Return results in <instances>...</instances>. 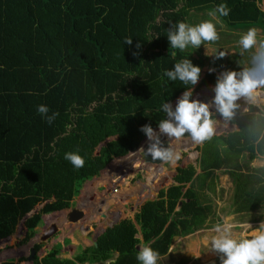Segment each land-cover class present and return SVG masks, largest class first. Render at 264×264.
I'll return each mask as SVG.
<instances>
[{
  "label": "trees",
  "instance_id": "obj_1",
  "mask_svg": "<svg viewBox=\"0 0 264 264\" xmlns=\"http://www.w3.org/2000/svg\"><path fill=\"white\" fill-rule=\"evenodd\" d=\"M258 2L0 0V240L11 235L22 217L50 197L44 208L24 222L25 233L19 244L27 242L40 224L41 215L68 208L72 194L112 157H122L138 146L145 137L140 131L142 126L154 129L166 119L161 105L192 85L170 81L163 73L184 59L202 67L200 60L188 53L170 49L167 35L171 28L179 22L189 24L191 12L213 13L224 4L229 15H214L226 27L255 24L264 30V12L257 7ZM126 39H132V44H126ZM216 80L214 74H205L198 85L215 84ZM258 92L255 102L238 100L250 114L264 108V92ZM39 105L47 106V116L58 113L51 123L38 113ZM235 112L230 123L246 127V136L252 137L243 146L232 148L224 141L221 150L212 149L209 157H202L198 163L200 175L194 176L192 166L178 169L173 178L176 185L159 191L156 201L144 202L134 215L135 225L123 220L107 229L87 255L55 261V249L40 263L34 259L33 264L103 262L126 241L128 248L112 264H140L134 249L136 233L141 245L150 246L158 254L165 253L172 237L189 233L210 215L209 203L198 201L193 186L202 189L204 180L217 169L236 179L232 169L236 168L241 150L249 159L254 152L264 156V130L254 140L256 130L264 127V117L247 124V117H238ZM218 127L226 130L230 126L221 121ZM109 137L99 153L92 156L96 145ZM186 144L187 150L195 146L193 141L183 139L176 143L180 158L175 164L181 163ZM65 153L79 154L84 166L75 168L65 159ZM190 154L192 158L194 153ZM156 167L149 166L147 170L158 171ZM147 176L157 178L158 174L148 172ZM125 177L119 175L115 183ZM106 184L101 179L95 187L107 188ZM234 185L235 190H241L237 180ZM88 188L95 190L94 186ZM140 188L135 185L119 195L134 199ZM117 198H113L114 203ZM177 201L179 208L174 211ZM85 207L89 210L88 204ZM102 208L108 206L100 203L99 210ZM90 214L93 215L91 211Z\"/></svg>",
  "mask_w": 264,
  "mask_h": 264
},
{
  "label": "rangeland",
  "instance_id": "obj_2",
  "mask_svg": "<svg viewBox=\"0 0 264 264\" xmlns=\"http://www.w3.org/2000/svg\"><path fill=\"white\" fill-rule=\"evenodd\" d=\"M257 7L259 10L264 12V0H259ZM188 19L190 20L188 24L190 26L198 25L204 21L212 22L215 25L219 36V39L215 42L202 43L199 49L189 45L184 50H180L184 53H188L192 58L200 60L202 63L200 79L204 78L205 74H210V68L215 69V71L211 74H214L217 78L221 75V73L226 71L241 72L252 67V57L259 48V42L264 40V30H262L258 25L254 24L251 26L247 25L244 27L228 28L219 21L220 19L217 15H210L209 11L191 12L188 15ZM250 28H255L257 30V45L251 50L242 51L238 41L240 37ZM221 52L225 53L224 57L217 59ZM215 84L203 87L195 85L192 99H197L201 102L210 104L213 100L212 97L214 96L213 89ZM192 87L193 86L189 87L185 91L191 89ZM257 91L264 92V87L258 88ZM202 96H204L205 99L207 98V100L204 101V98L202 100ZM180 97L181 96H177L175 99L173 98L170 102H168L172 105L173 110H175L177 100ZM236 104V115H240L241 117L245 115L247 117V124H252L264 116L263 107L261 111H256L253 112V114H250L246 111V109L241 108V103L236 101ZM210 108H212V106ZM147 112L150 111L146 110V113ZM210 112L215 122L213 125L214 131L212 138L201 144H197L195 147L192 146L189 150H185L184 154L181 155L182 158L180 164L163 163L162 165L165 166L166 170L171 172L170 174L166 173L169 175L166 179L163 180L162 178L159 181V187L155 186L153 189L149 186L148 188H140V190L142 189L145 191L143 195L147 193L151 195L150 199H145L144 201L136 204V200L131 198L126 200L122 195H119L120 192L127 193L128 190L135 185H145L147 173L148 171L150 172V170H147L149 166L145 167L143 170L140 168L134 170L133 172L129 171V173H127V177L121 178V181L118 184H115V188L110 185V183L114 182L116 177H113L111 179L112 181H110L107 176H104V173L101 175V172L105 170L101 169L97 175L91 177L88 181H85L81 185V188L77 189V191L72 194L69 202L70 206L62 210V215L64 216L66 211L69 209H77V207H79L78 203L82 200L84 185L88 183L85 188L88 186H94L95 190L91 191L88 189L87 193H94V200L92 203L85 204H88L89 210L86 209V211H82L83 216L77 221V223L66 222L63 220V216L55 217L58 213L50 215L51 218L49 219L50 221L48 225L50 223H55L57 232L46 242L40 243V236L48 227V225H43L42 217L40 216V224L34 229L32 237L24 244H19V239H22L25 233L23 225L24 222L33 214L38 213L40 209L45 207V204H48L51 201L50 197L47 198L45 201L37 204L28 216H24L18 221L11 235L0 240V264L7 261H11L13 264H31L29 261H24V257L29 255V248H33L34 246L38 247L34 252L38 263L47 257V254L50 251L55 249L58 250L57 254L54 256L55 261H69L72 260L73 257L82 254L87 255L89 249L92 247V244L88 241V239L94 236V234L97 233L102 226H104L105 229L103 228L100 231L101 234L123 220L135 225L134 215L139 211V208L144 202L155 199L157 197V192L159 193L161 190L165 191L167 187L176 185V183L172 181L174 176L177 174V171L172 170L173 167L180 166L181 169H184L187 166H192L195 171L194 176L198 174L200 175L201 171L199 170L198 163L202 157H209L208 152L212 149L217 148L218 150H221L223 148L224 141L227 145H229V147L239 148V144L241 142L245 143L246 140H248L246 139L248 136H246L247 134L244 132L246 127L241 126L239 123H230V121L225 120L222 116H220V114L216 112V109H211ZM157 120H161V118H158ZM221 121H228L230 123V127L226 130L218 127V123ZM155 128L157 129L158 126ZM258 135H256L254 140L258 139ZM185 136H187V134ZM108 140L109 139H105L98 143L93 149L92 156H96L101 148L106 145ZM172 142L173 144H176L179 140L173 139ZM234 142H237L236 146ZM188 152H193L194 156L192 158L191 156L186 158ZM238 154L239 156L236 159V168L232 169V172H235L236 174V179L231 178L227 175V172H224V170L217 169L212 170V176L204 180V186L202 189H199L200 187L197 189V185L193 186L196 191L198 201L203 204L209 203L210 215L208 219H206L199 226L192 228L189 233L172 237L165 253L158 255L157 264H204L209 260H212L214 264H220L218 254L211 252L209 240L206 239V237L214 235L211 230L217 223H222L226 217H231L232 222L235 225L233 229L234 238L239 239L249 236L253 230L258 228L259 225L264 222V156L254 154V156L249 159L247 152L244 150H241ZM110 162H108V164ZM108 164L106 166H108ZM162 165L153 166H157L156 168L159 172V169L163 168ZM111 169L112 168L107 169L106 174ZM160 176H162V174L158 173L157 178H160ZM101 179L107 182V188L101 186L95 187V183L97 181H101ZM235 180L238 181L241 190H235ZM188 186L189 183L185 184L184 189L188 188ZM80 189H82L81 193ZM113 195L118 196L119 200H116L120 201L119 204H116V202L114 203V199L112 198L114 197ZM101 202L102 205L103 203L107 205L111 211L115 210V213L120 212V220L114 222V220L109 216V210L106 212V220L100 219V215L96 216L95 219H92V216L89 215L90 211L93 212L96 210L98 208L97 206ZM178 202L179 201L175 204L176 206L174 211L179 208ZM82 203L83 202L80 204ZM104 209H102L103 211H101V213L105 211ZM56 218L60 219V222H57ZM93 221L95 222L94 224ZM112 221L113 223L110 225L109 223ZM81 228L83 231L86 229L84 234L80 232ZM134 237L138 240V242L134 245V249L139 252L140 248L144 245H141L138 233H136ZM128 245L129 243L127 241L123 242L119 249H117V251L111 255L110 259L106 261L89 262L86 260L82 264H112L115 260L119 259V255H121L124 250L128 248ZM69 248L71 249L70 252H68ZM18 259H23V261L18 262Z\"/></svg>",
  "mask_w": 264,
  "mask_h": 264
},
{
  "label": "clouds",
  "instance_id": "obj_3",
  "mask_svg": "<svg viewBox=\"0 0 264 264\" xmlns=\"http://www.w3.org/2000/svg\"><path fill=\"white\" fill-rule=\"evenodd\" d=\"M229 11L224 4L219 5L215 10L221 16H228ZM215 12L210 13V15H214ZM167 39L171 50H184L189 45L199 49L202 43L215 42L219 39V36L215 25L210 21H204L195 26L179 22L168 31ZM125 43L131 45L132 39H126ZM238 43L242 51H248L256 47L257 30L250 28L240 37ZM175 54V51H172V55L175 56ZM224 55L225 53L221 52L217 59L223 58ZM214 71V68L209 69L210 74ZM163 75L170 81L179 80L184 85L191 84L193 87L177 95L181 97L177 100L175 110H173L172 105L168 102L161 105L160 110L166 114V119L159 121L158 131L154 130L156 128L153 129L152 126L147 124L140 128V131L145 134L149 142L146 150L144 147L138 149L140 143L145 139L144 137L134 149H138L137 152L133 153L134 150H132L122 157L133 153L138 154L141 158L150 156L153 160L162 161L167 164H175L180 158L179 154L171 146L164 147L161 137H166L171 142L173 139L180 140L181 138H185L187 134L195 144H201L210 140L213 135V125L215 123L210 112L211 106H214L216 112L225 120L229 121L233 117L234 110L237 107L236 101L245 98L248 101L255 102L256 98L260 95L257 89L264 87V40L259 42V48L252 57L251 68L241 72L226 71L217 77L213 89L214 98L211 105L192 99L194 86L198 85L201 76V68L194 66L190 59L177 62L173 70H166ZM37 111L47 119L48 123H51L58 115V113H53L52 116H47L49 109L45 105H39ZM106 139H110V137ZM183 154L184 151H182ZM122 157H112V159ZM65 159L75 168H82L85 163L84 159L77 153H65ZM107 164L108 162L102 169H105ZM178 169H181L180 166L175 167L173 170L177 171ZM114 177L117 180L119 174ZM92 195L93 198L90 201ZM156 196L155 199L150 201H156L158 199V192ZM93 200L94 194L90 192L79 207L82 208V205L92 203ZM69 210L66 212H69ZM59 212H62V210L45 215H52ZM234 227L232 218L226 217L222 223H217L213 227L211 231L214 235L206 237L209 240L211 252L218 254L220 264H264V222L253 230L249 236L239 239L234 238ZM158 255L150 246H143L140 248L136 258L140 264H157Z\"/></svg>",
  "mask_w": 264,
  "mask_h": 264
},
{
  "label": "crops",
  "instance_id": "obj_4",
  "mask_svg": "<svg viewBox=\"0 0 264 264\" xmlns=\"http://www.w3.org/2000/svg\"><path fill=\"white\" fill-rule=\"evenodd\" d=\"M262 11V10H261ZM262 13H263V11H262ZM264 14V13H263ZM214 98V96L212 97V99ZM197 100V99H196ZM238 102V101H237ZM210 105H211V103H210ZM213 110V106H212V108H210V110ZM236 116H240V115H236ZM245 116V115H244ZM241 117V116H240ZM264 117V116H263ZM262 118V117H261ZM259 120V119H258ZM257 120V121H258ZM255 121V120H254ZM256 121V122H257ZM256 122H254V123H256ZM227 123H228V125L230 126V123L227 121ZM254 123H252V124H254ZM158 129V128H157ZM156 130V129H155ZM263 130H264V127H262V128H259L258 130H256V135H258L259 137H260V135L262 134V132H263ZM258 137V138H259ZM181 139H183V140H186V142H190L191 141V139L190 138H181ZM246 139H252V137L251 136H249L248 135V137L246 138ZM255 139V138H254ZM248 140H246V141H248ZM236 143L237 142H235V146H236ZM244 145V142H241L240 144H239V147H241V146H243ZM253 145H255V143L253 144ZM195 146H197V144H195ZM194 146V147H195ZM187 144H186V146L183 148L184 150H187ZM177 150V149H176ZM175 150V151H176ZM185 152V151H184ZM254 154H256V155H259V154H257L256 152H254ZM191 156V154H190V152L187 154V157H190ZM261 156V155H260ZM260 156H258V157H260ZM186 157V158H187ZM125 163V160H123V158H115V159H113L110 163H109V165L108 166H106V168H105V170H103L102 172H101V175L104 173V176H107L108 177V179H110V181H112L111 179H112V177H114V176H117L118 174H116V173H114L113 172V169L114 168H116V167H118V166H120V165H123ZM164 163V162H163ZM162 163V164H163ZM161 164V165H162ZM161 165H158V166H161ZM148 166H153V165H143V167H138L137 169H140V168H142V170L143 169H145V167H148ZM163 166V168H161V169H159V173L160 174H162V176H160V178H153V177H151V178H148V176L146 177V183H145V185H136V186H140L141 188L142 187H147L148 188V186L150 187V188H155V186L156 187H159L158 185H159V181L163 178H167L169 175L168 174H166V173H169L170 174V172L171 171H167L166 170V168H165V166L164 165H162ZM109 168H112L109 172H107V174H106V171H107V169H109ZM175 167H173V169H174ZM172 169V170H173ZM110 172H113L112 173V175L110 176L109 175V173ZM119 175H121V174H119ZM125 175H127V174H125ZM94 180V179H93ZM168 181V180H167ZM98 182V181H97ZM166 182V181H165ZM87 184L88 183H86L85 185H84V193H83V195H82V200H81V202H83V199H85L86 197H87V193H88V189H86L85 187L87 186ZM115 181L114 182H111L110 183V185H112L114 188H115ZM82 188V189H83ZM82 189H80V193L82 192ZM142 190V189H141ZM140 190V191H141ZM94 194V193H93ZM114 197H112V198H116V195H113ZM151 198V195L149 194V193H147V194H145V195H143V194H141V193H139L133 200H136L135 201V203L136 204H138L139 202H141V201H144L145 199H150ZM118 200H119V198H117ZM126 200L128 199V198H125ZM132 199V198H131ZM118 200H116V201H118ZM81 202H79L78 204H79V206L81 205L80 203ZM119 202L120 201H118V203H116V204H119ZM102 203V202H101ZM115 204V205H116ZM83 207H82V209H81V211H80V213H81V215H83V213H82V211H86V205H82ZM99 207H100V204H99ZM99 207L96 209V210H94V212H92L93 213V215H92V219H95L96 218V216H99L100 214H101V211H103L102 209H104V208H102L101 210H99ZM115 209V208H114ZM88 210V209H87ZM108 210H109V207H108ZM62 213L63 212H60V213H58L57 214V216H55V217H62L63 215H62ZM55 215V214H54ZM91 215V214H90ZM109 216L111 217V219H113L114 220V222H117L118 220H120L119 219V217L121 216V213L120 212H117V213H115V210H112V211H110L109 210ZM68 217H69V212H66L65 213V215L63 216V220H65L66 222H68ZM51 217H50V215H43L42 216V222H43V225L45 226V225H48V223H49V219H50ZM56 220H57V222H60V219H58V218H56ZM106 220V219H105ZM94 221H96V220H94ZM93 221V224L95 223ZM113 222V221H112ZM51 224H55V223H50L49 225H48V227L51 225ZM57 224H60V223H57ZM105 224H106V222H105ZM56 225V224H55ZM96 226V225H95ZM84 231H86V229H84ZM81 233L83 232V229L81 228V231H80Z\"/></svg>",
  "mask_w": 264,
  "mask_h": 264
},
{
  "label": "water",
  "instance_id": "obj_5",
  "mask_svg": "<svg viewBox=\"0 0 264 264\" xmlns=\"http://www.w3.org/2000/svg\"><path fill=\"white\" fill-rule=\"evenodd\" d=\"M161 139L163 140V144L164 147H168L171 142H169L168 138L166 137H161ZM148 146L144 147L145 150L147 149ZM137 150V149H136ZM136 150H134V152H136ZM130 153V152H129ZM96 155V154H95ZM140 161H142L143 163H148V164H155V163H161V161L158 160H153L150 156L149 157H140ZM144 190H142L141 194H144ZM90 201H92V199H90ZM81 207H77V209H72L69 210V220L68 222L70 223H76L78 220L81 219L82 215L80 213L81 211ZM105 211L103 213L100 214L99 218L100 219H106V212L108 211V208L104 209ZM34 212V211H33ZM113 222L109 223L110 225ZM104 228V226H102L100 228V230L94 234V236L90 237L88 240L90 241V243L92 244L93 248H96V241L98 240V238L100 237L101 234V230ZM105 229V228H104ZM24 232V231H23ZM57 232V228L55 224H51L49 227L46 228V230H44V232L41 234L40 236V243L46 242L48 239H50L55 233ZM85 232L83 231L82 234H84ZM33 256H34V250L32 248H29V255L27 257V261H29L30 263L33 261ZM204 264H213L212 260L207 261Z\"/></svg>",
  "mask_w": 264,
  "mask_h": 264
},
{
  "label": "bare ground",
  "instance_id": "obj_6",
  "mask_svg": "<svg viewBox=\"0 0 264 264\" xmlns=\"http://www.w3.org/2000/svg\"><path fill=\"white\" fill-rule=\"evenodd\" d=\"M156 131H158V129H156ZM148 143L149 142L147 140V137H145V139L141 142V144L138 147V149L141 148V147L148 146ZM171 144H172V142H171ZM171 147L174 150H176V144L175 143L172 144ZM137 150H136V152H137ZM133 153H135V152H133ZM133 153L129 154L126 157H122L123 160H125V163L123 165H120V166L114 168L113 172L116 173V174H121V175L124 174L125 175V174L129 173V171L133 172L134 170H137L138 167L143 166V165H161L163 163L162 161H161V163H155V164L143 163L142 161H140L139 155L138 154H133ZM113 172H110L109 175L111 176ZM149 173L150 174H158L159 172L157 170H154V171H150Z\"/></svg>",
  "mask_w": 264,
  "mask_h": 264
},
{
  "label": "flooded vegetation",
  "instance_id": "obj_7",
  "mask_svg": "<svg viewBox=\"0 0 264 264\" xmlns=\"http://www.w3.org/2000/svg\"><path fill=\"white\" fill-rule=\"evenodd\" d=\"M171 142H172V141H171ZM172 144H173V142H172ZM172 144H170L169 146H171ZM91 198H93V195L90 197V199H91ZM69 223H70V222H69ZM76 223H77V222H76ZM109 229H110V228H109ZM45 230H46V229H45ZM19 240H22V239H19ZM19 240H18V241H19ZM18 241H17V243H18ZM88 241H89V240H88ZM17 243H16V244H17ZM76 246H77V245H76ZM70 250H71V249L69 248V249H68V252H70ZM34 252H35V251H34ZM27 257H28V256H27ZM27 257H24V261H27ZM73 258H74V257H73ZM34 259H36V256H35V255L33 256V261H34ZM18 260H19V259H18ZM33 261L31 262V264L33 263Z\"/></svg>",
  "mask_w": 264,
  "mask_h": 264
}]
</instances>
